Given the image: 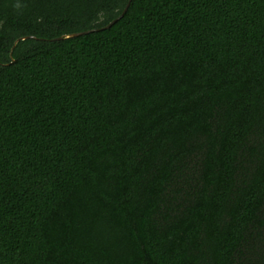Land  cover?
Wrapping results in <instances>:
<instances>
[{
  "label": "trees",
  "instance_id": "1",
  "mask_svg": "<svg viewBox=\"0 0 264 264\" xmlns=\"http://www.w3.org/2000/svg\"><path fill=\"white\" fill-rule=\"evenodd\" d=\"M127 2L0 0V264H264V0Z\"/></svg>",
  "mask_w": 264,
  "mask_h": 264
},
{
  "label": "water",
  "instance_id": "2",
  "mask_svg": "<svg viewBox=\"0 0 264 264\" xmlns=\"http://www.w3.org/2000/svg\"><path fill=\"white\" fill-rule=\"evenodd\" d=\"M131 0H128L125 8L123 9L122 13L117 17L115 18L114 20H112L109 24H107L104 28L102 29H107L109 28L111 25H113L116 21H118L122 16L123 14L126 12L128 6H129V3H130ZM101 29V30H102ZM93 31H96V30H89V31H84V32H80V33H77V34H73V35H69V36H66V37H74V36H79V35H84V34H88V33H91ZM58 39H61V38H58Z\"/></svg>",
  "mask_w": 264,
  "mask_h": 264
}]
</instances>
